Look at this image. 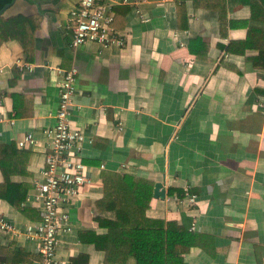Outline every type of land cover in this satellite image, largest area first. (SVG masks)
Returning <instances> with one entry per match:
<instances>
[{"label": "crops", "instance_id": "obj_1", "mask_svg": "<svg viewBox=\"0 0 264 264\" xmlns=\"http://www.w3.org/2000/svg\"><path fill=\"white\" fill-rule=\"evenodd\" d=\"M78 2L0 0V145L27 155L12 178L30 185L27 198L42 180L44 131L56 122L62 74L79 70L71 125L88 138L81 156L91 181L66 207L72 231L60 236L59 260L105 264L94 247L104 233L95 218L102 175L111 172L152 182L147 216L193 234L182 264H264V70L253 65L257 50L241 53L249 30L264 31V3L119 4L114 29L125 45L74 50L69 19ZM17 17L26 49L9 37L19 24L3 23ZM27 135L39 145L20 148ZM157 184L164 197L155 196ZM0 215L18 228L37 222L3 199ZM11 243L31 254L30 264L39 260L37 242L0 233V245Z\"/></svg>", "mask_w": 264, "mask_h": 264}, {"label": "trees", "instance_id": "obj_2", "mask_svg": "<svg viewBox=\"0 0 264 264\" xmlns=\"http://www.w3.org/2000/svg\"><path fill=\"white\" fill-rule=\"evenodd\" d=\"M264 3V0H261ZM23 18L17 17L7 24H19L10 36L26 49L27 40L20 26ZM25 21V19H24ZM22 23L21 25H23ZM8 36L5 38L7 39ZM242 55L246 50H257L253 65L264 70V31L249 30L242 44ZM235 52L234 48H231ZM27 155L15 146L0 145V170L4 182L0 184V199L7 201L28 219L39 222L40 212L24 207L30 185L13 182L20 175V168ZM104 194L97 202V222L104 233L94 236V247L105 254V264H182V256L193 245V234L177 222L151 219L147 216L153 199L152 182L129 174L105 172L102 175ZM32 256L16 243L0 245V264H30ZM78 264L79 259L74 260Z\"/></svg>", "mask_w": 264, "mask_h": 264}, {"label": "built area", "instance_id": "obj_3", "mask_svg": "<svg viewBox=\"0 0 264 264\" xmlns=\"http://www.w3.org/2000/svg\"><path fill=\"white\" fill-rule=\"evenodd\" d=\"M143 1L79 0L69 19L72 49L78 50L88 43H96L103 50L114 44L124 46L125 40L114 29V8L119 4L139 5ZM18 66L31 70L30 66ZM58 72L61 73L60 70ZM78 76L79 70L76 67L62 74L56 122L53 127L44 131L47 151L42 180L35 182L34 194L26 200L38 209L41 220L18 228L0 215V233L24 237L38 243L40 258L32 264H67L59 260L57 255L61 234L72 231L70 213L66 207L73 205L91 181L89 169L81 156L88 138L83 131L74 129L71 125ZM1 105L0 100V107ZM260 107L264 110V102L260 103ZM29 145H39V141L32 135L18 141L20 148ZM188 203L192 207L199 206L196 196L188 195Z\"/></svg>", "mask_w": 264, "mask_h": 264}, {"label": "water", "instance_id": "obj_4", "mask_svg": "<svg viewBox=\"0 0 264 264\" xmlns=\"http://www.w3.org/2000/svg\"><path fill=\"white\" fill-rule=\"evenodd\" d=\"M161 189H162L161 184H157L156 190H155V196L156 197H164L165 194L161 191Z\"/></svg>", "mask_w": 264, "mask_h": 264}]
</instances>
